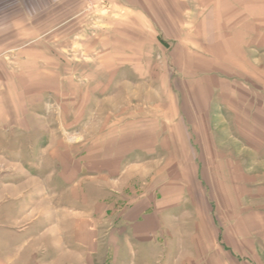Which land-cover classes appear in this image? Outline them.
Instances as JSON below:
<instances>
[{
    "label": "crops",
    "instance_id": "crops-1",
    "mask_svg": "<svg viewBox=\"0 0 264 264\" xmlns=\"http://www.w3.org/2000/svg\"><path fill=\"white\" fill-rule=\"evenodd\" d=\"M170 1L121 5L156 28L104 29L109 61L176 72L164 90L126 81L122 116L114 95L113 127L91 138L44 134L36 97L11 94L20 77L36 85L35 68L6 63L37 60V31L68 36L116 6L0 0V264H264V0H197L177 16Z\"/></svg>",
    "mask_w": 264,
    "mask_h": 264
},
{
    "label": "rangeland",
    "instance_id": "rangeland-1",
    "mask_svg": "<svg viewBox=\"0 0 264 264\" xmlns=\"http://www.w3.org/2000/svg\"><path fill=\"white\" fill-rule=\"evenodd\" d=\"M196 1L178 0L177 2V0H173L167 5L176 9L175 16H177L179 15L178 7H193ZM111 3L116 6V10L111 9L108 15L107 6L100 4L101 7L94 16L95 23L93 26L84 24L78 30L68 31V36H65V32L55 30L51 35L44 38L43 31H37V45L35 47L37 60L35 62L28 63L24 58H21V62L6 63L10 69L18 70L21 75L26 73L27 69L35 68L36 77L34 80L36 85L29 86L25 83L28 78L20 77L19 93L21 94H11L20 97L23 104L31 102L32 97H36L34 100V107L37 108L36 117L41 121L39 123L41 126L38 127L44 134L52 133L54 135L58 133L73 137L78 130H81L80 132L91 138L98 134L104 136L109 127H113L108 126L107 123L103 126L104 119L106 121L108 112H111L108 100L118 94L119 89H122L126 81L133 82L128 87L135 88L134 86L139 84L145 85V87L143 86L144 92L148 91L147 85H152L151 88L161 86L163 90L169 89L170 78L176 72L175 69H172L170 61L164 63L109 61L107 31L104 30L107 29L108 23L115 22L120 25L126 20L136 23L137 27L139 24H146L153 29L154 26L156 28L157 20V22L162 21L154 13L150 14L154 19L146 20V23L134 20L129 15L127 18L119 12L121 5L126 4L124 0H111ZM55 17V20L59 21V15H55ZM44 41L46 42L43 43ZM114 71L118 76L115 79L109 78L108 75ZM132 75L137 78H133ZM109 80L110 82L113 81L112 85L115 87L111 92L107 91ZM128 91V97H134L131 89ZM115 103L116 116L121 117V113H123L121 107L124 104L123 92L117 95ZM83 116L85 118L84 123L76 126L74 120ZM63 120L67 121H64V125Z\"/></svg>",
    "mask_w": 264,
    "mask_h": 264
}]
</instances>
